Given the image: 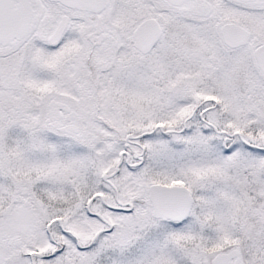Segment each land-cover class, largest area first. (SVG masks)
<instances>
[{
  "label": "rangeland",
  "instance_id": "rangeland-1",
  "mask_svg": "<svg viewBox=\"0 0 264 264\" xmlns=\"http://www.w3.org/2000/svg\"><path fill=\"white\" fill-rule=\"evenodd\" d=\"M41 2L40 14L32 3L26 36L0 44V264H213L216 252L231 247L246 264H264V77L249 46L226 50L218 32L224 6L257 30L264 0H208L205 14L163 0H107L96 37H88L94 15ZM63 13L68 24L49 45ZM146 16L163 33L141 54L131 30ZM207 95L216 105L205 117L244 141L213 132L197 113L184 134L149 132L137 139L142 162L122 163L109 178L119 199L132 202L110 230L76 249L62 241L56 221L48 226L53 218L65 226L96 192L113 201L101 175L114 169L125 135L157 123L177 129ZM152 182L188 187L193 203L184 220L151 216ZM97 202L91 209L104 215ZM93 221L81 245L106 227ZM40 241L39 254L53 253L30 257Z\"/></svg>",
  "mask_w": 264,
  "mask_h": 264
},
{
  "label": "water",
  "instance_id": "water-1",
  "mask_svg": "<svg viewBox=\"0 0 264 264\" xmlns=\"http://www.w3.org/2000/svg\"><path fill=\"white\" fill-rule=\"evenodd\" d=\"M58 1L63 5L70 7H76L83 10L98 11L104 5V0H49ZM172 4H179L183 0H168ZM248 1V0H243ZM37 6L39 13L42 11L41 0H0V44L6 45L12 40H18L26 36L30 26L32 25L33 8L32 3ZM67 23V16L62 15L60 20L57 22L53 31L47 37V43L49 45L57 44L62 31ZM233 29L239 31L237 35L240 36V40L231 41L227 36V31ZM97 32L98 29L96 28ZM161 33V28L157 20L153 17H147L143 19L132 31L133 45L142 53L147 52L153 46L155 41L158 39ZM221 33L223 40L228 45H237L244 43L248 39V32L242 27L233 23H225L221 26ZM254 58L257 66L264 77V45L258 46L254 50ZM191 117L189 114L184 121ZM159 129L164 133H169V129H163L161 124L156 125L149 131L140 132L136 135L127 133L125 139L130 137H140L145 133ZM69 130L75 132L76 127L70 125ZM237 134L242 139L240 132L226 133V136H232ZM127 143H125L126 145ZM119 162L114 166V169L109 173H102V179L115 174L118 170ZM114 189H116L114 187ZM146 198L150 205V214L154 218L162 220H170L174 222H180L184 220L190 210L193 203V196L189 191L188 187L182 183H159L153 182L147 186ZM56 221L61 224L59 218ZM108 227L110 225L108 224ZM97 233L95 234V236ZM94 238V237H93ZM35 253H31V256ZM213 264H246L240 258V250L236 247H231L227 250L216 252L212 257Z\"/></svg>",
  "mask_w": 264,
  "mask_h": 264
},
{
  "label": "flooded vegetation",
  "instance_id": "flooded-vegetation-1",
  "mask_svg": "<svg viewBox=\"0 0 264 264\" xmlns=\"http://www.w3.org/2000/svg\"><path fill=\"white\" fill-rule=\"evenodd\" d=\"M106 1L107 0H104V5L103 7L98 10V11H91V10H83V9H79V8H76V7H70V6H67V5H63L61 4L60 2L58 1H52V2H55V3H59L61 4L62 6L66 7L67 9H73V10H77V11H84V12H88L92 15L95 16V22H94V30H93V33L94 35L92 36L91 34H88V37H96L97 34H100L101 31H102V28H101V18H100V14L106 7ZM166 4L170 5V6H173V7H182L183 9H187L189 10L190 12L194 13V14H205V13H210L211 10H210V5H208L206 3V1L208 0H183L181 3L179 4H172L170 3L168 0H163ZM226 3H228V5L232 6L233 5V2L232 0H224ZM237 3L240 4V6H246V4H249V3H252V2H256V1H262V0H248V1H243V0H233ZM258 9H256L255 11L257 13H259L261 16L264 17V3L262 4H258ZM222 12L224 14V16H226L227 20H224L223 22H221L219 24V27H218V32H219V35H220V40L223 44H221V42L219 41V43L221 44L222 47H224L226 50H237V49H240L242 47H247L249 46V48L251 49V53H252V57L253 59L255 60L254 58V50L260 46V45H264V19H262V21L260 22V27L257 28V30L253 29L252 27H250L248 24H246V22H243L241 20H238L236 19V17L232 14V9L229 8V6H224L222 7ZM235 11H238V10H235ZM240 13V12H239ZM258 14V15H259ZM62 15H66L67 16V23H66V26L68 24V21H69V17L67 14H61L58 21L60 20L61 16ZM241 16H244L243 14H240ZM147 17H153L155 18L154 16H146V17H143L142 19H140L132 28L131 30V37H132V31L133 29L145 18ZM161 28V33L158 37V39L160 38V36L162 35L163 33V29L158 21L157 18H155ZM235 20V21H233ZM57 21V22H58ZM225 23H233L235 25H238L240 27H242L243 29H245L247 32H248V39L246 42L244 43H240V44H237V45H228L224 42L223 40V37H222V33H221V26ZM57 24V23H56ZM55 24V26H56ZM54 26V27H55ZM66 26L64 27L63 31H62V34L66 28ZM98 29V31L96 32L95 29ZM54 29V28H53ZM53 31V30H52ZM240 33L239 31H235L233 29H229L227 31V36L228 38L231 40V41H238L242 38H240V36H238L237 34ZM61 34V35H62ZM61 37V36H60ZM60 39V38H59ZM158 39L155 41V43L153 44V46L150 48V50H152L155 46V44L157 43ZM13 41V40H12ZM59 41V40H58ZM58 43V42H57ZM56 45V44H55ZM132 45H133V37H132ZM134 47V45H133ZM135 48V47H134ZM136 49V48H135ZM248 49V48H247ZM137 50V49H136ZM150 50H148L147 52L145 53H142L140 52L139 50H137L138 52H140L141 54H146L148 53ZM247 53V52H246ZM255 63H256V60H255ZM257 65V63H256ZM258 67V66H257ZM259 69V68H258ZM260 70V69H259ZM262 73V72H261ZM208 101H213V104H208V105H205L203 106L204 103L208 102ZM216 105V101L214 100V98L210 95H207L206 97H204L203 99L199 100L198 102H196L191 111L183 118L182 122H181V125L179 128H174V127H165L162 123H157L155 124L153 127H155L156 125L158 124H162L163 126V129H169L170 132L169 133H164L162 131H160L158 128L155 129L154 131H159L160 133H163V134H166V135H170L172 133H176L178 135L180 134H184L186 133L185 132V129L187 128V122L193 117V115L195 113H197L198 115V118L206 125L210 126L211 130L213 132H216V133H228V132H225L223 130H218L215 126V124L213 123V121L207 119L205 116H206V112L207 110L213 108L214 106ZM201 106H203L202 108H200ZM191 114V117L188 118L186 121L185 118ZM152 127V128H153ZM151 128V129H152ZM150 129V130H151ZM144 132V131H143ZM233 132H239V131H232L231 133ZM138 134V133H137ZM146 134H149V133H145L143 134L142 136L146 135ZM136 135V134H135ZM234 135H237V134H234ZM142 136L140 137H130L128 138L127 140L125 139L124 141V148L120 151L119 153V157H118V161L117 163L119 162V165H118V168L120 166V164H125V165H128V166H136L138 164H140L142 162V156H143V152H144V146L142 145V143H140L139 141H137V139H140ZM233 136V135H232ZM238 136V135H237ZM126 137V135H125ZM125 143H127L125 145ZM133 145L135 146H138L139 147V151H137L136 149H134ZM132 159V161L130 160ZM116 163V164H117ZM115 164V165H116ZM114 175V174H113ZM112 175V176H113ZM110 176V177H112ZM110 177H108L107 179H103V181H105L114 191V198H113V201H110L109 199H107L106 197H104V195L100 192H96L94 194H92L89 199L87 200V202L85 203V207H84V211H81L79 214H89L91 216H94L96 218H98L102 223H104L106 225V227H101L99 229H97L92 235L91 237L89 238V240L86 242V244H83L81 245L79 243V240L76 236H74L69 230L65 229L62 227V224H59L57 221H56V218H53L52 220L53 221H50L48 223V226L56 221L57 224L60 226V228L64 231H67L68 233H70L74 239H75V243H76V246L78 248H84V247H88L89 245H91L93 243V241L102 233H105L106 231L110 230L112 228V223L110 222V220L108 219V217H112L113 219H116L120 216L121 212L123 213L124 210L126 209H130L132 207V202L131 201H122L119 199V196H118V190H117V187L115 186V184L113 182L110 181ZM102 178V177H101ZM153 183V182H152ZM114 187L116 189H114ZM98 200V202L96 204L100 205L103 209H104V215L97 211V210H94V209H91V203L93 201H96ZM146 201H147V198H146ZM148 202V201H147ZM78 215V214H77ZM108 224L110 225V227H108ZM47 226V228H48ZM97 233V235L95 236V234ZM51 237V236H50ZM94 237V238H93ZM55 243L58 244V247L55 248V249H60L62 248V244L61 243H58L56 241H54ZM54 250V249H53ZM31 253H35L31 256ZM30 253V257H46L48 255H50L51 253H53V251H51L50 253L48 254H45V255H42V254H39L38 252L36 251H32Z\"/></svg>",
  "mask_w": 264,
  "mask_h": 264
},
{
  "label": "trees",
  "instance_id": "trees-1",
  "mask_svg": "<svg viewBox=\"0 0 264 264\" xmlns=\"http://www.w3.org/2000/svg\"><path fill=\"white\" fill-rule=\"evenodd\" d=\"M108 219L110 220V222L113 225L114 219L112 217H108ZM93 220L100 221L98 218L91 216L87 213L78 214L76 216H73L67 222V224L65 226H62V227L69 230L74 236H76L78 238V240H80L82 238L89 237L90 233L92 232V228L90 230L89 229L90 226L88 224L91 222L92 226H93L94 225ZM176 223H178V222H176ZM58 232L61 235L62 241H64V242L69 241L76 249L78 248L76 246L74 237L70 233H68L67 231L62 230L59 225H58ZM46 235H47L46 237L49 238L48 234H46ZM42 247H43V244H42V241H40V242H36L34 244V247L30 248V250L37 252V251H40L42 249Z\"/></svg>",
  "mask_w": 264,
  "mask_h": 264
}]
</instances>
